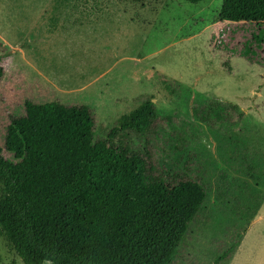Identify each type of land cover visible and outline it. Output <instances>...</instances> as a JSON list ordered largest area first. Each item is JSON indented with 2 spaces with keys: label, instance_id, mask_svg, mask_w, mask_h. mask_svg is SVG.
Wrapping results in <instances>:
<instances>
[{
  "label": "rangeland",
  "instance_id": "1",
  "mask_svg": "<svg viewBox=\"0 0 264 264\" xmlns=\"http://www.w3.org/2000/svg\"><path fill=\"white\" fill-rule=\"evenodd\" d=\"M147 7L144 62L80 95L34 89L36 78L0 38V146L11 119L25 115L26 101L89 106L98 138H107L121 116L152 96V127L124 134V142L151 150L165 174L199 178L207 190L172 264H217L241 235L236 253L220 264H264V46L254 49L252 61L241 53L251 39L248 24L264 23V0H147ZM3 14L10 18L0 9V30L8 31ZM212 100L236 106L244 117L217 127L202 123L195 108ZM0 264H23L1 226Z\"/></svg>",
  "mask_w": 264,
  "mask_h": 264
},
{
  "label": "trees",
  "instance_id": "2",
  "mask_svg": "<svg viewBox=\"0 0 264 264\" xmlns=\"http://www.w3.org/2000/svg\"><path fill=\"white\" fill-rule=\"evenodd\" d=\"M246 30L251 39L241 53L252 61L254 49L264 46V23L251 22ZM2 63L0 54V85ZM24 106L25 115L11 119L0 146V226L23 264H172L207 190L199 178L165 174L151 150L135 151L124 142V134L152 127L154 98L121 116L107 138H98L89 106ZM195 114L210 127L244 117L216 100ZM242 238L216 263L233 256Z\"/></svg>",
  "mask_w": 264,
  "mask_h": 264
},
{
  "label": "crops",
  "instance_id": "3",
  "mask_svg": "<svg viewBox=\"0 0 264 264\" xmlns=\"http://www.w3.org/2000/svg\"><path fill=\"white\" fill-rule=\"evenodd\" d=\"M146 3L0 0V9L10 14V18L2 15L10 28L0 30V38L14 55L18 52L36 78L34 89L46 85L63 95H80L144 62L141 48L145 13L150 9Z\"/></svg>",
  "mask_w": 264,
  "mask_h": 264
}]
</instances>
